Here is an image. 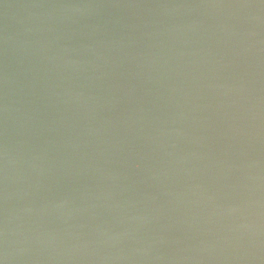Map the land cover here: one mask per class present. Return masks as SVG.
I'll use <instances>...</instances> for the list:
<instances>
[{
  "label": "water",
  "instance_id": "water-1",
  "mask_svg": "<svg viewBox=\"0 0 264 264\" xmlns=\"http://www.w3.org/2000/svg\"><path fill=\"white\" fill-rule=\"evenodd\" d=\"M2 264H264V0H0Z\"/></svg>",
  "mask_w": 264,
  "mask_h": 264
},
{
  "label": "snow or ice",
  "instance_id": "snow-or-ice-1",
  "mask_svg": "<svg viewBox=\"0 0 264 264\" xmlns=\"http://www.w3.org/2000/svg\"><path fill=\"white\" fill-rule=\"evenodd\" d=\"M0 264H2V262H0Z\"/></svg>",
  "mask_w": 264,
  "mask_h": 264
}]
</instances>
